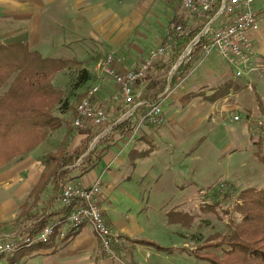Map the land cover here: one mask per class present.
I'll list each match as a JSON object with an SVG mask.
<instances>
[{
	"label": "rangeland",
	"instance_id": "obj_1",
	"mask_svg": "<svg viewBox=\"0 0 264 264\" xmlns=\"http://www.w3.org/2000/svg\"><path fill=\"white\" fill-rule=\"evenodd\" d=\"M113 1L120 7L113 8L114 12L111 14L112 5L107 2L109 18L117 13L124 29L107 28L108 33H115L105 40L99 36L101 33H94L96 28H92L101 12H91L92 6L87 4V0H0V41H27L31 49L39 51L43 56L69 60L68 65L60 69L52 80L64 102L63 109L59 106L53 109V114L63 120L61 127L50 131L44 141L27 154L0 167V223L3 225L0 229L3 231H16L26 223L24 217L16 219L20 205L27 199L28 193L45 169L43 159L46 153L58 150L69 119L74 118L77 103L91 84L100 80L95 101L98 104L102 100L106 103L104 109L109 112L112 121L118 118L121 110L114 109V106L121 104V98L118 101L113 99L118 87L109 95L115 83L105 75L100 77L105 53L116 50L122 57V61L117 63L118 68L120 65L135 68L141 57L162 45V39L171 24L172 12H177L176 15L181 12L180 0L173 8L169 4L170 0H135L136 4L131 3L133 0ZM132 6H136L138 12H134L137 13L129 9ZM253 7L262 18L264 0H254ZM97 11H101V8ZM175 22L183 24L180 20ZM170 55L171 53L167 56ZM162 59L164 58L157 60L151 69L158 71L150 76L147 73L146 78L139 82L141 84L151 77L149 84L144 87L148 93L153 94V90L161 82L165 84V90L169 88V75L175 64L169 67L166 62H160ZM83 70L89 75L85 81H82ZM247 73L248 64L244 69L245 75L236 77L214 53L203 55L161 99L163 110L170 112L172 106L167 99L174 98L178 105L174 106L176 109L171 117L180 120L182 112L189 111L186 115L194 117L191 124L181 126V130L173 127L165 116L166 121L161 126L143 125L146 137H138L143 127L133 130V125L132 130L126 134L106 137L102 143L97 142L99 138H94L93 146L99 150L118 136H128V140H124L126 143L133 138L134 141L140 138L146 145L147 153H151L154 166L150 180H139L142 187L149 184L150 189H143V198L139 197L136 205L126 206L121 222L128 231V237L142 238L151 243H126L125 248L132 253L137 264H211L197 259L193 251L205 244L216 243L229 233L234 222L239 220L234 205L236 202L241 204L238 199L241 189H264V161L261 160L264 157V100L257 99L255 94V91H264V70L249 79L246 77ZM227 80L244 86L242 88L246 93H239L237 96L236 92H231L232 97L228 94L217 99L214 113L209 108H202V96L193 98L191 95L195 91L209 92V88ZM6 87L7 84L0 88V94ZM258 94L261 96L262 93ZM258 101H262V107H259ZM233 102H238L240 106L237 108L231 105ZM205 116L206 120H201ZM234 116L238 118L235 120ZM209 123H214V132H211ZM245 126L248 139H241ZM167 127L171 128L170 133H162V128ZM231 135L239 138L237 143L229 140ZM213 138L214 141H211ZM71 175L78 176L79 171L75 169ZM218 186L227 192V200L222 201L215 210L204 208V203L210 202L209 195L205 196L204 191ZM49 192L50 188L43 193V197H47ZM100 202L106 213L111 201L104 198ZM174 210L184 212L187 218L182 222L168 223L166 212ZM65 220L59 224L62 229L65 228ZM23 232L27 231L20 233ZM118 232L124 236L122 231ZM123 242L124 245L114 250L113 256L100 254L99 245L88 249L86 254L76 255L74 252L80 251H75L71 247L72 240L66 237L58 240L57 251L61 253L62 264H132L128 251L124 249L125 240ZM23 250L26 252L29 248ZM215 251L220 253L218 248ZM20 252L22 250L18 254ZM36 253L37 251L32 252ZM27 258L29 256H22L15 264L43 262L41 255ZM6 260L7 258H2L0 264Z\"/></svg>",
	"mask_w": 264,
	"mask_h": 264
},
{
	"label": "trees",
	"instance_id": "obj_2",
	"mask_svg": "<svg viewBox=\"0 0 264 264\" xmlns=\"http://www.w3.org/2000/svg\"><path fill=\"white\" fill-rule=\"evenodd\" d=\"M177 23L176 18L171 23ZM183 23V22H181ZM206 20L201 21L186 35L177 38L168 29L167 36L162 45L169 42L174 49L169 67L175 64L174 70L169 78V88L165 91V84L152 94L147 93L141 97L145 100L157 99L162 93H167L182 79L202 56L203 37L189 44L203 28ZM184 25V23H183ZM188 47V48H187ZM185 56L177 62L178 57L186 50ZM66 58L43 56L39 51L29 47L27 41H15L5 43L0 41V88L7 84L5 90L0 94V167L14 161L34 148H36L47 137L50 131L61 127L63 120L53 114V109H63V98L52 84L53 77L68 65ZM177 63V64H176ZM82 81L88 78V72L82 71ZM179 79V80H178ZM223 84L216 90V97H222L229 93V88L237 90L239 85ZM257 99L259 97L256 95ZM216 99V98H215ZM259 107L262 103L258 101ZM73 119V118H72ZM69 119L66 126V134L56 152H48L44 156L45 169L39 175L36 183L27 195V199L20 205V212L16 219L25 218L26 223L18 228V232L26 230L34 233L48 223L54 216L55 202L60 196L63 185L72 181V171L77 169L79 174H84L88 169L97 165L102 158L103 152L109 144H105L101 150L90 145L101 130L90 127H81L76 130L73 120ZM133 123L129 119L122 120L111 125V131L99 137L97 142H104L106 137L115 134L123 135L132 130ZM78 131L84 137L80 143L70 148V140ZM81 158L80 162L78 160ZM264 161V157H261ZM71 175V176H70ZM50 188L47 197L43 193ZM211 190V191H210ZM210 191V192H209ZM209 195L210 202L204 203L207 209H217L222 201L227 200L228 194L224 188L211 187L204 191ZM234 210L239 214V220L234 222L229 233L221 237L216 243H208L196 248L194 256L211 264H264V189L246 187L239 191ZM66 210V209H65ZM65 215L67 216V210ZM167 222H182L186 219L184 212L174 210L168 211ZM59 226V225H58ZM75 234L68 232L66 237L71 238ZM125 240L124 249L128 251L132 264H137L132 253L125 248L126 243L150 245V241L142 238H130L122 236ZM48 243H36L28 251L22 250L7 258L6 264H15L25 256L31 257L32 252L49 247ZM124 245V244H123ZM219 249L217 253L215 249ZM117 246L114 247V250Z\"/></svg>",
	"mask_w": 264,
	"mask_h": 264
},
{
	"label": "built area",
	"instance_id": "obj_3",
	"mask_svg": "<svg viewBox=\"0 0 264 264\" xmlns=\"http://www.w3.org/2000/svg\"><path fill=\"white\" fill-rule=\"evenodd\" d=\"M182 9L196 24L206 20L199 34L190 42L195 43L199 37L204 38L201 51L202 56L214 53L224 60L232 70L234 76H244V69L248 61L254 56V46L251 34L259 28L260 16L253 7L254 0H180ZM169 29L173 35L180 38L190 30L183 24L171 23ZM173 46L167 42L151 49L140 66L134 69L119 70L117 63L122 57L116 50L105 53L100 67V77L105 75L118 87L113 99L121 98L124 107L116 120H109V112L95 101L100 87V80L91 84L85 95L79 100L75 108L73 126L75 128H99L98 139L111 131V125L129 119L133 130L148 124L161 126L165 123L160 94L157 99L145 100L137 96V84L146 78L160 58L173 52ZM185 56L180 55L179 61ZM234 116L233 119H237ZM101 180H94L89 186H83L74 181L66 182L58 198L62 208L67 210L65 228L58 223H48L37 232H23L17 230L0 234V260L15 252L35 245L48 243L53 238H66L67 231H76L80 226L88 224L99 241V253L113 256L114 247L124 244L122 235L107 223L102 208L99 205Z\"/></svg>",
	"mask_w": 264,
	"mask_h": 264
},
{
	"label": "crops",
	"instance_id": "obj_4",
	"mask_svg": "<svg viewBox=\"0 0 264 264\" xmlns=\"http://www.w3.org/2000/svg\"><path fill=\"white\" fill-rule=\"evenodd\" d=\"M107 2L112 5L111 14H113V12H114L113 8L120 7L113 0H87V4L92 6L91 12H95V10H96V12H101V15L96 19L97 22L94 25H92V28H96L97 30L94 33L95 34L101 33L99 36L105 40H107V38L110 36V34L115 33V31L108 33L109 30H107V28L116 27V28L120 29L119 27H122L121 29H124V25L122 26L120 23L121 17L116 15L117 13H115V15H113L112 17L109 18L110 11H107V9H106V7H107L106 3ZM132 2H134L136 4L135 0L131 1V3ZM178 3H180L179 0H170V2H169L171 8L175 7V4H178ZM99 8H101V11H97V10H99ZM129 9L132 10L133 13L138 12L136 6H132ZM134 11H137V12H134ZM180 11H181L180 15H176L178 13L177 12L175 13V11H173L172 12L173 14H171L172 19H170V21L173 20V18H176V20L182 21L184 23V26L189 30L193 29L194 27H196L201 22V21H198L196 24H194L192 18L190 16H188V14L182 9V7H181ZM91 22L94 23V20H92ZM107 22L109 23L110 26L106 25ZM166 36H167V33L163 37V39H165ZM163 39H162V41H163ZM251 39H252V44L254 46L255 54L247 63L248 64V73H247L248 76H246L247 79H249L250 76L256 77L257 74H260L258 72H261V70H264V16L262 18H260L259 28L251 34ZM173 53H174V50L170 56L164 57V59L160 60V62L162 64L163 63L165 64V62L167 64H169V62L173 56ZM214 56L219 57L216 54H214ZM145 57H146V55L141 57L140 62L136 65L135 68L140 66V64L142 63V61ZM223 62H225V61L223 60ZM225 64L227 65L226 62H225ZM227 67L229 68L228 65H227ZM120 69H121V71H123V70L134 69V68H125V67H123V65H120L119 70ZM156 71H158V70H155V71L150 70L148 72L149 76L153 75ZM231 72H232V70H231ZM150 80H151V77L150 78L148 77L147 81H143L141 84L140 83L137 84L135 90H136L137 96H139V98L143 99L141 96L143 94L146 95L148 93L146 91L147 89L144 90V87L147 86V84H149ZM179 81H177V82H179ZM111 82H113V81H111ZM226 82H227V84L231 83V81L229 82V80H227V81H224L223 84H225ZM161 84H162V82L160 83L159 86L155 87V89L153 91L155 92L161 86ZM223 84L221 83L217 86L209 88L210 89L209 92L202 93L199 91H195V92H192L191 95L193 96V98H195V97L201 98V96H202V99L204 100V102H203L204 105L202 108H209L212 110V113H214L216 111L214 108L216 107L215 102L217 99L224 98L228 94L232 97L231 92H236L237 96L239 95V93H242V94L246 93V91H244V88H242L244 86L239 85L240 86L239 89L232 90V87H231V88H229V90H230L229 93H227L226 95H224L222 97H216L217 88L220 86H223ZM176 85H174L172 87V89ZM231 85L235 86L237 84L231 83ZM116 87L117 86L115 84H113V90L111 92H109L108 94L109 95L112 94V92L116 89ZM167 90H168V88L165 91H167ZM259 92L262 93L261 96H259V94H258ZM160 94H162V93H160ZM255 94H257L259 99L264 100V91H257V92L255 91ZM104 100H106V99H104ZM168 100L169 99H167V102L171 103L172 108L170 109V112H167V110L165 112V110H164V114H165V116H167L169 123L173 124L172 125L173 127L183 130L181 128V126L185 127L186 125L191 124L194 117L186 115V113L189 111H187V112L183 111L181 114L180 120H175V118L173 116L171 117V115L174 114V111H175L174 109H176L174 106H176L178 104H176L174 102V98H172L169 101ZM231 100H232V98H231ZM260 102H262V101H260ZM100 105H102L104 107V105H106V103H104V101L102 100ZM118 105L119 106H117V107L114 106V109L120 108L119 110H121V111H119V114L117 111V114L119 117L121 112L123 111L124 107L122 106V102H121V104H118ZM231 105H234L237 108L240 106V104L238 102H233V104H231ZM62 116H63V114H62ZM109 116H110V114H109ZM206 118H207V116H205L203 119L201 118V120L205 121ZM109 120H111V116L109 117ZM165 121H166V117H165ZM213 124L214 123H209L211 132H214V129H213L214 125ZM142 127H143V125H142ZM170 130H171V128H168V127L165 129L162 128V133H164V134L170 133L169 132ZM145 133H146V129L143 127L142 132L139 131V133H138L139 135H137V136L140 138L142 136L146 137L147 134H145ZM83 137H84L83 134L76 132L71 139L70 148H73L76 145H78ZM127 137H120V136L115 137L112 141L109 142L107 149L103 152L102 158L99 160V162L97 163L96 166L88 169V171H86L83 175L79 174L74 179H72V181H74L75 183L81 184L83 186H89L96 179L101 180L102 185H101V191H100V195H99V205L102 208L100 201L103 200L104 198L106 201L107 200L111 201V202H109V204H110L109 209H106V213L103 212L104 217H105L107 223L110 225L111 228H113L114 230H117V231H122L124 233V236H127L126 233L128 232L127 229L124 228V226L121 223L123 221L122 216L125 215L124 210L126 209V206L136 205L138 203L139 197H141V199L143 198V195H142L144 192L143 189H145V191L150 189L149 184L148 185L145 184L142 187L141 184L139 183V180L141 178L146 180V182L148 180H150V173H151L152 168L154 166V164L151 160V157H150L151 153L150 154L147 153V149L145 148L146 145L144 146L143 141L140 138H139V140L134 141V138H133V140H130L129 143H126V141L128 140ZM240 137H241V139L242 138L248 139L247 126H245V131L243 133H241ZM237 139H239L237 136L231 135V138L229 140L237 143ZM124 140H126V141H124ZM211 141H214V138ZM245 153H247V152L245 151ZM146 177H147V179H146ZM54 208H55L54 209V211H55L54 216L50 222H54V223H58V224L64 222V220L66 219V215H65L66 210H65V208H62L60 206L58 199L55 202ZM102 211H103V209H102ZM0 226H3V225H1V223H0ZM61 229H62V227H61ZM68 232H71V231H68ZM1 233H10V231H3L0 229V234ZM73 233H75V234H73L72 237L70 238V240H72V242H73L71 247H73V249H75V251H80V252H74L76 255L82 254V253L86 254L88 249H93L94 245H97V246L99 245V241H98L96 235L94 234L92 228L88 224L83 225L82 227H80L76 231H73ZM122 236H123V234H122ZM58 240L59 239L53 238L50 241L49 247L38 250V252L36 254H33L31 256V258H33L36 255H41V256H43V258H42L43 262L41 264H43V263L44 264H62L61 253L57 251V249L59 248V246L57 245ZM8 257H5V258H8ZM31 258L29 257L27 259H31ZM75 260H77V258H75ZM6 263H7V260L1 264H6ZM28 264H31V262Z\"/></svg>",
	"mask_w": 264,
	"mask_h": 264
},
{
	"label": "water",
	"instance_id": "obj_5",
	"mask_svg": "<svg viewBox=\"0 0 264 264\" xmlns=\"http://www.w3.org/2000/svg\"><path fill=\"white\" fill-rule=\"evenodd\" d=\"M192 44H193V43H190V44H189V47H190ZM186 52H187V50H186ZM186 52H185V53H186ZM172 71H173V70H172ZM170 76H171V74L169 75V77H170ZM168 87H169V85H168ZM94 141H95V140L92 141V143H91V145H90V148H92V146H93V144H94ZM80 160H81V158L78 160L77 163H79Z\"/></svg>",
	"mask_w": 264,
	"mask_h": 264
},
{
	"label": "bare ground",
	"instance_id": "obj_6",
	"mask_svg": "<svg viewBox=\"0 0 264 264\" xmlns=\"http://www.w3.org/2000/svg\"><path fill=\"white\" fill-rule=\"evenodd\" d=\"M82 226H83V225H82ZM82 226H80V227H82ZM80 227H79V228H80ZM79 228H78V229H79ZM30 247H32V246H30ZM30 247H28V248H30Z\"/></svg>",
	"mask_w": 264,
	"mask_h": 264
}]
</instances>
